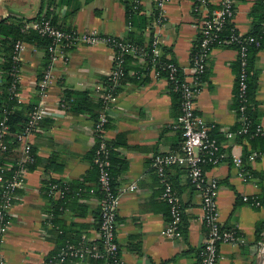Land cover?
I'll return each instance as SVG.
<instances>
[{
  "label": "crops",
  "instance_id": "0c3cea01",
  "mask_svg": "<svg viewBox=\"0 0 264 264\" xmlns=\"http://www.w3.org/2000/svg\"><path fill=\"white\" fill-rule=\"evenodd\" d=\"M220 1L210 0L214 8L219 7ZM255 3L256 0H236L234 22L243 33L252 29ZM129 6L132 9L128 0H0V19L17 15L30 19L28 27H33L39 15L62 28H97L103 34L145 46L157 33L162 50L184 72L191 73L192 51L202 34L205 10H196L193 0H169L164 20L159 23L155 0H143L137 10L132 9L131 17ZM24 42L19 99L27 117L32 105L39 102L45 112L32 135L35 166L27 168L25 181L10 208L11 224L1 244L6 264L42 262L61 241L57 225L89 239L98 237L101 198L95 193L98 173L92 160L96 143L94 113L99 109V86H108L114 62V51L105 41L74 46L68 50L67 59L54 63L53 80L41 96L40 82L48 66L46 49L37 40ZM144 56L133 54L127 60L126 77L110 106L105 126L113 144L115 180L120 192L116 228L120 253L127 264H200V250L207 235L202 191L190 182L187 168L178 164L168 166L166 175L181 197L182 234L170 237L163 233L170 218V205L162 196L165 188L152 156L178 150L183 134L176 125L179 105L168 78L155 77L153 72L146 80L138 78ZM237 72V47L227 43L212 46L196 107L227 153L219 163L205 165L206 173L219 180L223 225L247 237L238 246L221 243L217 264H258L261 242L256 230L264 219V203L253 204L251 197H264V157L249 160L248 154L254 149L264 151V140L228 136L240 125ZM250 77L254 83L251 113L264 125V46L253 52ZM67 88L88 90L91 105L74 101L63 105L61 98ZM233 153L244 157L242 170L250 172V178H243L242 170L232 160ZM21 154V145L14 146L5 156L8 166ZM50 178L72 181L83 190L58 213L57 224L51 219V199L44 188L45 180ZM51 195L59 198L62 193L59 190ZM64 264L110 263L76 259Z\"/></svg>",
  "mask_w": 264,
  "mask_h": 264
},
{
  "label": "built area",
  "instance_id": "2783aa9c",
  "mask_svg": "<svg viewBox=\"0 0 264 264\" xmlns=\"http://www.w3.org/2000/svg\"><path fill=\"white\" fill-rule=\"evenodd\" d=\"M132 9L137 10L143 0H128ZM158 6L159 23L164 20L165 5L169 0H155ZM196 10H205V15L202 23V36L194 44V52L192 53L191 73H186L181 84L178 83L177 70L179 64L176 62L168 63L169 73L166 76L168 80H172L174 90L181 92V112L177 117L176 125L181 128L183 141L178 150L159 152L152 156V164L155 170L160 175V180L164 185L163 198L170 205V218L163 229L166 236L178 237L182 234L183 226V206L181 197L172 182L166 175L168 166L178 164L185 166L188 170L190 182L202 191L201 206L203 210V221L207 228L206 239L200 250V264H217L220 256V245L223 242L232 245H241L246 242L247 237L241 234L234 228L223 225L221 219V211L219 205V180L216 177H211L206 173V164H217L222 161L227 153L222 148L221 142L217 137L211 134L210 126L204 120V117L197 111L196 98L200 88L198 87L202 80L200 79L207 67V58L210 52L211 44L215 41L219 43H230L237 41L240 43L238 54L242 64L241 81L239 83L240 95L243 94L246 82L245 64L247 56V44L255 42L260 44V41L253 35L241 31L231 33L230 37L220 38L217 32L219 27L223 25L226 18L233 14V4L236 0H221V5L210 10V0H193ZM28 27V24H27ZM35 28L42 36L48 37L50 43L48 46L50 61L44 72V76L40 82V94L44 96L48 86L53 80V65L59 59H67L68 50L80 44H92L98 41H105L111 46L114 51L113 60L115 62L111 75L114 85L120 84L121 78L124 76L122 67L123 56L126 53L144 54L145 46L138 44L135 41L114 36L106 35L100 32L97 28H89L87 30H78L74 28H62L55 24L48 17H40L33 23ZM25 49L24 41H17L15 44L14 57L22 58V53ZM153 56L160 55L163 50L160 44L159 35L156 33L153 38ZM155 77H159V71L153 68ZM2 71L0 70V74ZM19 77V74H18ZM101 88V96L111 102L106 108L101 110L98 122L95 124V136L100 138L99 147L95 161L99 168V178L96 182L103 191L101 200V219L98 227V240L89 239L88 244L85 239H82L79 244H69L61 252V256L57 260H51L48 264H58L64 261L66 256H75L82 259L102 258L106 262L114 261L117 264H127L120 253V244L117 239V216L120 206V192L114 190L111 180L110 165L111 160L108 157V137L105 132V123L108 121V113L110 106L116 100L117 95L112 92V87L99 86ZM242 111L239 120L241 126L235 131L228 132L229 137L235 135L245 136L250 133L252 120L245 113V105H240ZM44 105L42 102L34 104L29 111L28 120L25 126L17 131L11 132L10 124L8 123V111H3L0 118V264H6V258L2 252L1 244L3 243L4 235L11 224L10 208L12 207L15 198L18 195L20 188L25 179L27 171L26 163L34 159L32 149V135L39 127V122L44 116ZM255 134L264 133V125L258 123L254 128ZM18 140L21 145L22 154L19 158L18 168L10 175L4 176V171L9 168L7 164L1 162V156L9 148L12 140ZM232 160L238 168L243 169L245 163L244 157L241 154L233 153ZM259 157H264L263 150L254 149L249 152L248 159L255 160ZM243 178L246 180L252 175L250 172L241 171ZM57 184L52 185L51 194L59 191ZM93 190V189H92ZM253 204H261L260 200L254 199ZM39 262H27L26 264H37Z\"/></svg>",
  "mask_w": 264,
  "mask_h": 264
},
{
  "label": "trees",
  "instance_id": "16d2710c",
  "mask_svg": "<svg viewBox=\"0 0 264 264\" xmlns=\"http://www.w3.org/2000/svg\"><path fill=\"white\" fill-rule=\"evenodd\" d=\"M209 8H211L210 10H213L214 8L211 2L209 3ZM128 11L131 17V15H133L132 13L134 12L130 8V6H129ZM235 13H236V2L233 4V14L226 18L223 25L220 26L217 31L219 33L220 38L230 37L231 33L239 31L238 27L236 26L234 22ZM252 15H253L252 29L249 32H246L245 35L251 34L255 36L260 41V44H256L255 42H249L247 44L246 64L244 66L245 68L244 81L246 82V87L242 95H240L239 83L241 81V74H242L243 66L241 64V60L238 54V72H237V80H236V105H237L236 108H237L238 118H239L242 112L240 110V105L244 104L245 113L252 120L251 131L249 134L245 136L250 137L252 139L264 140V133L255 134L254 132L255 126L260 122L256 120L251 113V108L253 106L252 91L254 88L253 86L254 83L250 77L251 65H252V60H253V52L256 49L264 46V0H256V3L252 10ZM38 17L40 16L38 15L36 18L38 19ZM28 20L30 19L19 17L17 15H11V14L0 19V57H2L0 58V70L2 71V73L0 74L1 76V80H0V118L2 117L3 111L6 109L8 111L7 121L10 124V130L12 133L21 130L25 126L28 120V117L25 115V110L22 107L23 104L19 99V92L21 90V87H20V81H19L18 74L21 69L22 60L14 57L16 42L20 40L21 41H36L37 40L46 49V56H47L46 65H48L50 61V54H49L50 52L48 50L50 39L48 37L42 36L35 28L27 27ZM216 44H226V43H219L218 41H215L211 44V47ZM227 44H232L235 47H237V49L240 47V43L237 41H233ZM152 49H153V36L151 37L149 45L145 46L146 52L142 54V55H145L144 56L145 60H144L143 66L140 69H138V72H137L138 78L142 80H146L148 79V77L151 76V73L154 67L156 70L159 71V76L166 77L169 73V68L167 67L168 63L172 61L178 63L175 59L168 56L166 51H163L160 55L153 56ZM193 52H194V49L192 53ZM133 54L137 55L138 53H126L123 56L122 67L124 70V76L121 78L120 84L114 85V81H113L111 74L108 77V83H109L108 86L112 87V92L116 95H118L121 83L125 80V77H126L127 60ZM138 55H141V54H138ZM114 64L115 62H113V66ZM206 73H207V67H206L205 72L201 74L200 76L201 80L205 78ZM184 76H185V72L183 71L182 66L179 65V68L177 70V77L179 78L178 80L179 84H181V82L183 81ZM168 81H169V86L171 88V91L174 93V95L177 98L178 105H179V114H180L181 112V92L180 90H174L172 80L169 79ZM198 87L201 88V84ZM88 94H89L88 90H74V89L67 88L64 91V96L61 98V103L67 106L72 101H74V103L85 102L91 105L90 97ZM110 104L111 102H109L108 100H105L103 96L99 97V103L97 105L99 109L96 113H94V115L96 116L95 117L96 122H98L101 110H103L104 108H106L107 105H110ZM108 120H109V113H108ZM107 123L108 121L105 123V126L107 125ZM241 124L242 122L240 121L239 127L241 126ZM211 134L214 135L212 132ZM99 143H100V138L96 137V143L93 149L92 160L97 169V173H98L97 180L99 178V168L95 161V157L97 154V148L99 147ZM16 145H19L18 140L14 139L10 142L9 148L1 156L2 163L7 164L5 156L6 154H9L10 151L12 152V150L14 149V146ZM108 146H109L108 147L109 149L108 157L111 160V165H110L111 180L114 186V190L118 191V187L116 185V180H115L117 171L115 170L113 166V162L115 161L113 157V144L110 141H108ZM32 153H33L34 159L26 163V167L28 169L33 168V166H35V163H36V155H35V152H33V149H32ZM18 162H19V156L13 161V164H9V168L4 171L5 177H10V175L14 172V170L18 168ZM45 182H46L44 185L45 191L47 194H49L48 196L49 199H51L50 200L51 207H52L51 212H50L51 213L50 215H52L51 219H53V221L55 222L54 224H57L56 221L58 218V213L67 208L68 203L72 198L73 199L71 201H75L74 197L80 196L83 193V190L82 188H80L79 185L77 186V184L72 181H63V180L50 178V179H46ZM53 184H57V187L60 189L62 193L61 197L54 198L51 195V189H52ZM95 193H98L102 200L104 194H103V191L98 186H96L95 188ZM255 198L260 200V202L264 203L263 196L258 197L257 195H253L251 197V201H253ZM100 219H101V210L99 214L98 227H99ZM57 226H58L57 229L59 231L58 239L61 240L59 242V245L56 248H54L52 251H50V253L47 255V257L42 262H39L37 264H48V262H50L51 260H57L61 256L62 250L64 248H67L69 244H79V242L82 239H85V241L88 244L91 243V240L85 238V235L72 234L69 232V229L62 228L60 225H57ZM263 230H264V219L261 220L257 224V230H256L257 240L258 242H261V243L264 240V234L262 233ZM93 240H98V239L96 238ZM98 242H101L100 239L98 240ZM76 259H82V258L75 257V256H66L64 261H61L58 264H64L69 260H76ZM88 259L93 260L95 262H106L102 258H88ZM107 263L117 264L114 261H110Z\"/></svg>",
  "mask_w": 264,
  "mask_h": 264
},
{
  "label": "rangeland",
  "instance_id": "374dc122",
  "mask_svg": "<svg viewBox=\"0 0 264 264\" xmlns=\"http://www.w3.org/2000/svg\"><path fill=\"white\" fill-rule=\"evenodd\" d=\"M258 264H264V240L259 246V257H258Z\"/></svg>",
  "mask_w": 264,
  "mask_h": 264
}]
</instances>
